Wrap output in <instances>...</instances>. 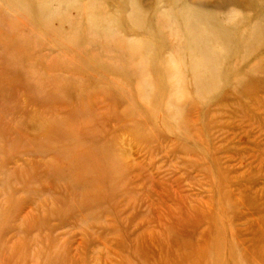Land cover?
Segmentation results:
<instances>
[{
    "label": "rangeland",
    "instance_id": "obj_1",
    "mask_svg": "<svg viewBox=\"0 0 264 264\" xmlns=\"http://www.w3.org/2000/svg\"><path fill=\"white\" fill-rule=\"evenodd\" d=\"M127 260L264 264V0H0V264Z\"/></svg>",
    "mask_w": 264,
    "mask_h": 264
},
{
    "label": "bare ground",
    "instance_id": "obj_2",
    "mask_svg": "<svg viewBox=\"0 0 264 264\" xmlns=\"http://www.w3.org/2000/svg\"><path fill=\"white\" fill-rule=\"evenodd\" d=\"M106 26H107V25H106ZM132 50H133V49H132ZM132 50H131V51H132ZM157 66H158V65H157ZM160 66H162V65H160ZM178 223H179V222H178ZM122 257H123V256H122ZM127 261H128V262H127L128 264H135V263H136V262H135V263L132 262L131 260H127ZM190 264H191V263H190Z\"/></svg>",
    "mask_w": 264,
    "mask_h": 264
}]
</instances>
